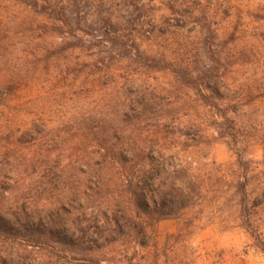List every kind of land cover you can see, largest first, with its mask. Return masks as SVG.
Segmentation results:
<instances>
[{
	"label": "rangeland",
	"instance_id": "obj_1",
	"mask_svg": "<svg viewBox=\"0 0 264 264\" xmlns=\"http://www.w3.org/2000/svg\"><path fill=\"white\" fill-rule=\"evenodd\" d=\"M115 42L135 43L149 58L112 54ZM102 58L117 82L141 70L159 120L168 115L170 128L187 133L175 136L173 153L205 177V198L159 220L130 206L133 217L119 230L101 216L90 220V207L79 214L84 202L76 198L42 247L0 242L3 264H264V0H0V181L12 186L16 205L35 176L21 166L16 184L6 132L91 117L111 89L94 80L104 72L95 64ZM211 58L223 65L224 103L236 109L230 115L247 128L236 141L173 73L178 66L203 69ZM192 123L199 126L185 128ZM67 171L49 196L23 201L28 215L52 208L63 190L79 185V175ZM233 176L245 186L248 219L227 192Z\"/></svg>",
	"mask_w": 264,
	"mask_h": 264
},
{
	"label": "trees",
	"instance_id": "obj_2",
	"mask_svg": "<svg viewBox=\"0 0 264 264\" xmlns=\"http://www.w3.org/2000/svg\"><path fill=\"white\" fill-rule=\"evenodd\" d=\"M109 48L112 54H128L126 57L130 61L139 62L143 56L149 58L147 51L141 50L135 43L115 42ZM220 61L211 58L206 67L200 70L191 65L174 67L173 73L182 86L193 90L203 106L218 117L217 128H225L224 133L230 134L236 141V137L247 128L238 126L236 118L230 115L236 114V109L224 103L228 90ZM95 62L96 66L99 63L104 66L102 76L94 79L95 82L111 89L104 92L106 102L91 117L62 123L59 127L41 129L40 124L33 123L30 128L20 131L8 129L6 132L4 138L12 139L6 154L15 155V163L11 162L9 170H16V184L23 180L19 172L21 166H25L24 170H30L35 177L20 193L22 202L17 205L16 201H12L17 197L12 186L6 187L0 181V242L42 247L56 235L58 225L54 220L60 221L63 216L69 215L66 206L76 198L84 202L79 206V214L90 207V220L101 216L118 230L121 221L126 223L132 219L130 206L136 208L134 214L141 212L159 220L177 217L181 210L205 198L203 192L208 185L205 177L193 173L191 163L179 161L178 152L173 153L177 145L175 136L187 133H183L180 127L170 128L168 115L159 120V114L151 102L154 92L143 87L141 70L139 74L125 71L128 74L121 75L122 80L117 82L113 79L115 75L107 70L109 63L105 58ZM196 70L198 72L195 74ZM248 93L250 90H244L242 98ZM113 100L116 103L109 110L108 104H112ZM246 111L242 107L239 112ZM197 126L192 123L185 128L190 131ZM41 132L44 134L38 138L31 136ZM73 133L77 134L75 140L71 138ZM259 141L263 142L264 152V135ZM239 164L244 163L239 161ZM68 169L79 175V185L72 190H63L62 200H57L52 208L47 206L37 215H28L22 207L23 201L31 196L36 199L42 195L49 196L52 190L48 187H56L61 175L69 172ZM234 178L226 182L227 192L231 193L235 207H239V212L245 213L248 219L250 205L245 186ZM256 204L261 203L252 206ZM17 209L20 215L15 212ZM4 262L5 258L0 256V264Z\"/></svg>",
	"mask_w": 264,
	"mask_h": 264
}]
</instances>
